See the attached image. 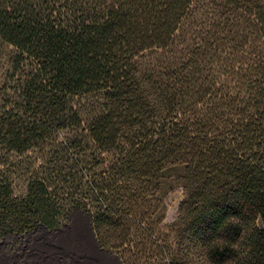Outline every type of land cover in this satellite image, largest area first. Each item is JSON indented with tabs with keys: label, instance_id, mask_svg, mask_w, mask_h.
Wrapping results in <instances>:
<instances>
[{
	"label": "trees",
	"instance_id": "1",
	"mask_svg": "<svg viewBox=\"0 0 264 264\" xmlns=\"http://www.w3.org/2000/svg\"><path fill=\"white\" fill-rule=\"evenodd\" d=\"M0 47V235L264 264V0H0Z\"/></svg>",
	"mask_w": 264,
	"mask_h": 264
},
{
	"label": "crops",
	"instance_id": "2",
	"mask_svg": "<svg viewBox=\"0 0 264 264\" xmlns=\"http://www.w3.org/2000/svg\"><path fill=\"white\" fill-rule=\"evenodd\" d=\"M87 217L73 207L57 228L0 235V264H123L99 245Z\"/></svg>",
	"mask_w": 264,
	"mask_h": 264
},
{
	"label": "rangeland",
	"instance_id": "3",
	"mask_svg": "<svg viewBox=\"0 0 264 264\" xmlns=\"http://www.w3.org/2000/svg\"><path fill=\"white\" fill-rule=\"evenodd\" d=\"M3 51V48L0 47V57H1V53ZM1 59H0V67H1ZM1 103V101H0ZM16 158H14L13 160H15ZM18 159V158H17ZM22 161H24L25 159V156H21L20 158ZM22 173H14L12 175V180L15 184V186L19 187L21 185V181H22ZM183 196V191L180 187L178 188H175L174 190H172L171 192H169L166 196V199H165V202H166V210H165V214H164V218H163V224L166 225V224H169L175 217L176 215V211H177V206H178V203L180 201V199L182 198ZM73 207H78V206H72ZM71 208V209H72ZM80 208V207H79ZM70 209V210H71ZM81 209V208H80ZM69 210V211H70ZM82 210V213H83V216L85 219H88V214L83 210ZM68 211V212H69ZM68 214V213H67ZM67 216V215H66ZM90 219V218H89ZM104 248V247H103ZM109 250V249H108ZM111 251V250H110ZM114 253V252H113ZM115 254V253H114ZM116 255V254H115ZM117 256V255H116ZM115 257V256H114ZM119 258V257H118ZM116 259V258H114Z\"/></svg>",
	"mask_w": 264,
	"mask_h": 264
},
{
	"label": "clouds",
	"instance_id": "4",
	"mask_svg": "<svg viewBox=\"0 0 264 264\" xmlns=\"http://www.w3.org/2000/svg\"><path fill=\"white\" fill-rule=\"evenodd\" d=\"M225 219H229V217H225Z\"/></svg>",
	"mask_w": 264,
	"mask_h": 264
}]
</instances>
